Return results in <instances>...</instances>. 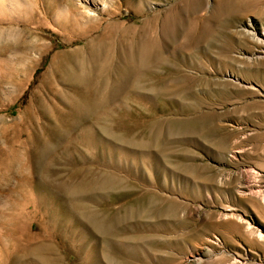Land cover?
<instances>
[{
	"label": "rangeland",
	"instance_id": "rangeland-1",
	"mask_svg": "<svg viewBox=\"0 0 264 264\" xmlns=\"http://www.w3.org/2000/svg\"><path fill=\"white\" fill-rule=\"evenodd\" d=\"M95 1L0 0V115L56 158L0 264H264V0Z\"/></svg>",
	"mask_w": 264,
	"mask_h": 264
},
{
	"label": "bare ground",
	"instance_id": "bare-ground-1",
	"mask_svg": "<svg viewBox=\"0 0 264 264\" xmlns=\"http://www.w3.org/2000/svg\"><path fill=\"white\" fill-rule=\"evenodd\" d=\"M85 1L92 5L97 3L95 0ZM87 11L89 15L94 14L90 12V10ZM151 44V41L141 42L138 54H135L137 57L131 56L129 61L133 68L139 69L141 66L151 63L149 61V58L151 57ZM90 45L91 44H89V46ZM113 68H115V65ZM129 68L130 66L125 67L126 70H129ZM119 69L120 67H117L115 71L118 72ZM70 77L74 79L77 75H70ZM123 81L124 79L120 80V78L113 79L109 71L108 74H105L104 78L98 80L94 79L92 82L94 88L93 93L96 92V90L99 91L101 88L105 87L108 82H113L114 86H117ZM91 97L92 94H88L87 92L72 96L70 100L71 110L68 118L73 120L74 116H79L80 111H85L86 106L91 102ZM70 119L69 121H71ZM8 121L9 119H7L6 116L0 115V215H6L4 212L6 213L7 211L9 216L12 215V217L14 216V218H18V221L14 222L12 226H9V223H5V228H8H6L8 232V234L6 233L7 237L10 235L15 238L19 235L26 236L28 232V230H25V221L22 220V218L25 217L26 202H30L28 187L41 191L38 186H32L31 179L28 176V173H30L29 171L31 170L34 177L39 181L40 178L42 179V175H44V178L50 177L52 180L51 171L56 158H54L55 152L54 142H52L54 141L53 139L52 141H45L41 139L38 134H32L31 138V134H29L24 127H20L21 122H24L25 120L18 121L20 125L18 124L17 128L8 129L6 126ZM50 155L51 159L49 160L48 157ZM42 209L45 210V207ZM23 222L24 224H22ZM96 226L98 228L104 227L100 222L97 223ZM35 238L36 237H34V239ZM16 242L17 244L21 243L18 238ZM54 250V247L46 245L44 241L35 242L27 247H22L24 255L33 254L47 262L54 259L55 255L52 254Z\"/></svg>",
	"mask_w": 264,
	"mask_h": 264
}]
</instances>
